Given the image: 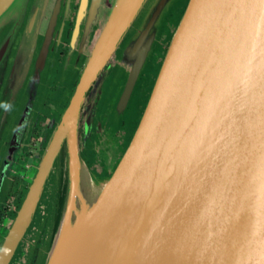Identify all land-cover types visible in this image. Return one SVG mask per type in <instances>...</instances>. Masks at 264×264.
Listing matches in <instances>:
<instances>
[{
	"label": "water",
	"instance_id": "1",
	"mask_svg": "<svg viewBox=\"0 0 264 264\" xmlns=\"http://www.w3.org/2000/svg\"><path fill=\"white\" fill-rule=\"evenodd\" d=\"M13 1L0 0V9ZM173 1L155 0L142 28L118 55L114 66L127 76L120 110L158 37L162 13ZM147 2L115 0L0 248V264H6L28 227L63 141L66 199L43 264H92L129 200L133 210L128 226L133 227L139 248L158 221L183 165L170 217L160 227L168 226L142 264H264V0H188L144 114L119 163L93 202L88 203L80 190L77 124L84 95ZM16 27L12 20L0 23L2 65ZM86 223L95 225L91 242L76 250L74 243ZM71 249L77 254L70 261L73 255L66 252ZM124 253L122 247L104 259L120 264Z\"/></svg>",
	"mask_w": 264,
	"mask_h": 264
},
{
	"label": "flooded vegetation",
	"instance_id": "2",
	"mask_svg": "<svg viewBox=\"0 0 264 264\" xmlns=\"http://www.w3.org/2000/svg\"><path fill=\"white\" fill-rule=\"evenodd\" d=\"M54 1L55 4L50 6V0L47 4L41 5L38 0H29L23 26L21 25V30L19 29L18 35L16 34L12 40L6 63L5 65L0 63V72H2L0 103L7 101L13 105L11 111L7 113L0 108V248L42 160L41 152L45 136L42 132V121L47 119L56 127L90 54V52L86 54L84 50L89 43L96 41L100 33L97 31H101L107 19V16L103 15L104 8L97 7L96 0H73V3L71 0H65L64 4H62L63 0ZM35 2L36 6H34ZM186 4L187 0L185 2L183 0L172 11L179 13L184 10ZM39 10L40 15L37 14ZM40 19L44 20V31H42L44 25L40 30H36L35 26ZM30 21L32 22L29 28ZM56 25L59 26L58 33L54 35ZM29 29L31 34L26 41V33ZM1 39L3 40L2 37ZM114 67L113 65L103 67L105 71L102 74L99 93L101 102L108 91L120 86L123 92L125 87L126 74L125 77L120 78L121 82L117 83L119 78L117 79L116 74H113ZM60 108L63 109L59 113ZM115 108L118 106L107 111L105 122L117 127L123 120L124 111L121 109L119 119L113 123L109 115ZM21 125H24L23 132L13 131ZM32 169H35V173L30 177ZM53 171L56 172L50 168L29 225L22 232L6 264H37L42 251H46L50 245L54 234L53 224L57 217V211L53 207L54 201L52 204L53 198L50 195H55L57 199L55 186L61 183L63 178L60 180V177L53 173L54 184L48 192H45L46 180ZM65 183L67 186V179ZM45 196L50 200V203L46 204L48 222L46 221L43 226V228L47 227V230L33 225L39 213V204L43 202ZM23 239L26 243H23Z\"/></svg>",
	"mask_w": 264,
	"mask_h": 264
},
{
	"label": "rangeland",
	"instance_id": "3",
	"mask_svg": "<svg viewBox=\"0 0 264 264\" xmlns=\"http://www.w3.org/2000/svg\"><path fill=\"white\" fill-rule=\"evenodd\" d=\"M46 1L48 3L49 0ZM64 1L65 0L62 1V4H64ZM72 1L73 0H71V2ZM182 1L183 0L181 1L174 0L171 4H169L165 8L166 10L168 9V11L164 10V12L162 13L163 19L159 28L158 37L152 46V49L149 53V56L142 70L140 71V74L136 80L131 95L125 107L123 108L124 111L123 120L118 124L117 127L109 125V123H106L105 115L107 111H109L114 106L116 107L119 106L121 94H122L121 87L119 86L114 90L108 91L104 95L105 98L103 102H101L99 93L102 86L101 85L102 74L105 71L104 70L105 68L103 67L104 66L110 67L112 65L114 66L117 63L118 55L120 57L121 54H123L122 51L124 47L127 44H129V42H131L134 35H136V33H138V31L144 25L147 12L150 11L149 9L151 5L155 2V0H148L146 10H144L141 16H138L134 20V22L129 26V28L126 30L127 33L125 32L126 35L124 34L125 37L123 42L120 44L121 45L120 48L118 49V45L123 37L116 44L114 50L109 55L107 60L104 62L102 68L99 70L95 78L92 80L88 88V91L86 92L87 94L84 95L80 107L78 124H77V145H78V153L80 157L79 186L81 187L80 190L82 191L83 195L87 196L85 198L88 201H90L88 203H91L96 199L103 184L108 180V178L115 170L117 164L119 163L122 155L124 154L126 148L128 147L141 121V118L144 114V110L147 106L152 90L160 75L162 64L167 55L172 39L176 32L177 26L184 12L183 10L178 13V12H174V10L172 11V9L175 6H179L180 2ZM114 2L115 0H102L100 8H104L103 9L104 16L108 17L112 9V6L114 5ZM25 3L26 0H14L12 4L6 7L5 10L3 9L2 13L0 14V23H4V21L7 22V20L8 21L12 20L14 25L17 26L18 28L16 31V33H18L24 21V16L26 12ZM54 4L55 1L50 0V6H53ZM34 6H36V2ZM177 8L178 7H176V9ZM37 14L40 15L41 11L39 10V13ZM37 21L38 20H36V22ZM43 25L44 24H42V27ZM58 27L59 26L57 25L55 26L54 35L58 33L57 31ZM44 29H45V25L42 28V31H44ZM97 32L100 31L98 30ZM94 43H89V45L85 48L84 52L86 54H88L91 51ZM113 69H114L113 74H116L117 79L119 78L118 79L119 81L117 80V83H120L121 82L120 78H122V76L125 77V72L124 70L121 69L120 66L114 67ZM62 109L61 108L59 109V113L60 111H62ZM121 112L122 111L119 108H115L110 113L109 119L112 120L113 123H116V121L119 119ZM86 125L88 127L87 134H85ZM54 130H55V126L54 124H52V122H49V120L47 119H44L42 121V132L45 133V136H44V142H43L44 144L41 152V159L45 153V149L49 143V140L51 139L54 133ZM51 169L56 170V172L53 171L48 176L46 180L45 192H48L52 187V185L54 184V180L52 179L53 173L58 174L59 172L63 178L66 175V179L68 180L65 141L62 142L57 154V158L53 161ZM34 173H35V169L30 170V177H33ZM58 180L59 178L57 179V181ZM49 203H50L49 197L45 196L43 202L39 204V213L37 214V217L35 219L36 221H34L33 224L34 227L40 226L43 228L44 223L46 221L48 222L47 220L48 215L46 216L47 213L46 204ZM43 229L47 230V227ZM25 241L26 240L23 239V243H26ZM44 251H42L41 256H39L38 258L39 262L37 264H43L44 253H45Z\"/></svg>",
	"mask_w": 264,
	"mask_h": 264
},
{
	"label": "bare ground",
	"instance_id": "4",
	"mask_svg": "<svg viewBox=\"0 0 264 264\" xmlns=\"http://www.w3.org/2000/svg\"><path fill=\"white\" fill-rule=\"evenodd\" d=\"M45 1L46 0H38L40 5L42 3H45ZM46 3H47V1H46ZM7 6H4L0 9V14L2 13L3 9L4 10L6 9ZM41 7H43V6H40V8ZM83 7H84V3L82 5V8ZM91 11H93V10L91 9ZM12 16H13V14H12ZM31 22L32 21H30V23H29V28L31 26ZM43 22H44L43 19H40L37 22V24L35 26L36 30H40L42 28ZM50 25H51V23H50ZM33 27H34V25H33ZM20 30H21V28H20ZM24 31H26V30H24ZM26 34H27L26 35V39H27L26 41H28L30 38L31 29H29ZM24 44H25V42H24ZM22 49H23V47H22ZM212 105H213V100H211V102L209 103L208 107L206 108V110L204 111V113L201 117V120H200L198 127L196 129V132L194 134V143L197 139L199 132L201 131V129L203 127L205 120L207 119V117L209 115V112L211 110ZM183 167H184V165L182 167H180V169L178 170V174H176V178L174 179L173 185L170 188V190L168 191L166 199L164 200V202L162 204V209H161L158 221L155 222V225L151 228V231L149 232V234L141 239V243H142L141 246L139 248H137L139 245L138 239H135L132 236L133 227L128 226V225H130V223L132 221V215L131 214H132V210H133L132 202L129 200L123 205V207L119 211L117 218L113 222L112 226L110 227L106 237L104 238V240L100 246V249L97 253L96 261H94L92 264H108V263H106L104 256L105 255L110 256V255H112V253L114 254L115 251L120 250L122 247H124L125 253L123 254V256L121 258L120 264H142V262L146 259V257H148V255L152 252L154 247L157 245L158 241L161 239V237H162V235L166 229V226H168V223H167V225L165 224L166 226L164 225L163 227H160L162 225V223L167 221V218L169 219V217H170V213H171L173 203L175 200L176 191H177V188H178V185H179L182 173H183ZM64 227H66V224L64 225ZM126 227H127V231H125ZM130 227H131V230H130ZM94 228H95V225L91 226L89 223L82 225V227L80 228L79 234H78V238L76 239V241L74 243V247L76 250H80L81 248L83 249L87 245L88 241L90 240L91 235L94 232ZM160 228H161V230H160ZM121 231L125 232V234H123ZM90 242H91V240H90ZM76 254L73 255V249L66 252V255L69 257H71L73 255L72 258L70 259V261L74 259Z\"/></svg>",
	"mask_w": 264,
	"mask_h": 264
},
{
	"label": "trees",
	"instance_id": "5",
	"mask_svg": "<svg viewBox=\"0 0 264 264\" xmlns=\"http://www.w3.org/2000/svg\"><path fill=\"white\" fill-rule=\"evenodd\" d=\"M8 27V26H7ZM7 27L5 28V29H7ZM3 33H1V35H2ZM57 175H59L58 177H60V180H61V178H62V176H60V173L58 172V174ZM56 175V176H57ZM57 177V178H58ZM65 177L64 178H62V180H63V183H62V180H61V183H59L58 185H56L55 187H56V190L55 189H53V190H55L56 191V193L58 194V197H57V199L55 198V195H50V197L51 198H53L52 199V204H53V201H54V204H53V207L55 208V210L57 211V217H56V219H55V221H54V224H53V233L55 234V232H56V229H57V227H58V223H59V220H60V217H61V214H62V211H63V208H64V204H65V199H66V192H67V186H66V183H65ZM57 202V203H56ZM54 234H53V236H54ZM52 239H53V237H52ZM52 242V240L50 241V243Z\"/></svg>",
	"mask_w": 264,
	"mask_h": 264
},
{
	"label": "clouds",
	"instance_id": "6",
	"mask_svg": "<svg viewBox=\"0 0 264 264\" xmlns=\"http://www.w3.org/2000/svg\"><path fill=\"white\" fill-rule=\"evenodd\" d=\"M13 105L9 102H3V103H0V108H3V110L7 113V112H10L11 109H12ZM24 130V125H21L19 126L18 128L14 129L13 131L15 132H23ZM88 132V127L87 125L85 126V134H87Z\"/></svg>",
	"mask_w": 264,
	"mask_h": 264
},
{
	"label": "crops",
	"instance_id": "7",
	"mask_svg": "<svg viewBox=\"0 0 264 264\" xmlns=\"http://www.w3.org/2000/svg\"><path fill=\"white\" fill-rule=\"evenodd\" d=\"M98 3H99V0H96V4H98ZM99 5L101 6V3H100ZM100 6H99V7H100ZM97 7H98V5H97Z\"/></svg>",
	"mask_w": 264,
	"mask_h": 264
}]
</instances>
